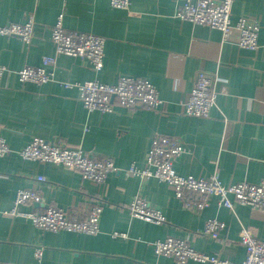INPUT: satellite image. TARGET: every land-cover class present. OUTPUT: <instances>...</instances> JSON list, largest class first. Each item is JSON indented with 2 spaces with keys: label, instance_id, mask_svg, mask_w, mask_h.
I'll use <instances>...</instances> for the list:
<instances>
[{
  "label": "crops",
  "instance_id": "1",
  "mask_svg": "<svg viewBox=\"0 0 264 264\" xmlns=\"http://www.w3.org/2000/svg\"><path fill=\"white\" fill-rule=\"evenodd\" d=\"M177 9L176 0H132L128 11L113 8L111 0H0V25L35 18L32 45L0 36V66L17 71L41 66L43 57L57 58L49 69L52 81L21 83L11 75L0 88V136L13 150L0 158V264H178L153 251L154 242L170 237L187 240L196 252L241 264L246 258L242 230L264 240V210L232 197L234 207L228 209L213 197L209 207L194 212L167 183L129 172L145 169L152 140L167 135L180 138L184 147L174 162L180 176L217 175L223 185L264 180V0H234L231 15L233 24L248 18L260 25L257 50L239 47L237 28L226 37L181 21ZM61 16L65 28L105 39L101 71L86 59L56 53L51 30ZM200 71L218 76V97L207 118L185 112ZM123 75L151 82L163 104L134 110L117 104L110 113L90 112L79 90L66 86L87 81L116 85ZM34 137L63 142L94 159L110 158L117 171L97 185L64 166L25 160L18 151ZM32 189L41 202L23 204L19 212L57 207L81 220L100 204V232H50L10 215L19 190ZM137 196L159 210L165 222L133 218L128 205ZM210 219L225 223L218 239L203 234ZM39 247L44 249L41 260L35 258Z\"/></svg>",
  "mask_w": 264,
  "mask_h": 264
},
{
  "label": "built area",
  "instance_id": "2",
  "mask_svg": "<svg viewBox=\"0 0 264 264\" xmlns=\"http://www.w3.org/2000/svg\"><path fill=\"white\" fill-rule=\"evenodd\" d=\"M178 3L177 18L193 25L206 26L229 36L233 28L239 31L237 43L240 48L257 50L259 48L260 25L251 19L240 18L236 24L231 20L234 0H176ZM132 0H111L115 9L129 10ZM0 36L19 37L27 45L33 44L35 36V18L30 15L24 23L0 25ZM51 40L58 55L78 57L88 60L93 69L101 71L104 67L105 39L101 36L69 30L63 25L62 16L51 30ZM57 65L56 57H43L39 67H25L21 70H11L0 66V88L4 87V79L16 75L19 82L45 84L53 80L54 73L50 67ZM217 74L200 71L197 73L194 86L185 112L188 116L207 118L216 104L218 92L216 84ZM76 87L80 92V100L90 112L110 113L118 104L124 108L158 109L163 101L155 86L145 78L121 76L116 85L103 84L98 81H87L78 84H66ZM6 140L0 136V158L12 153ZM184 152L180 138L158 135L152 140L147 157V166L142 171L133 167L131 174L142 178H155L167 183L174 191L176 198L185 208L194 212H201L210 205L213 197L218 199L221 207L233 209L231 197L238 203L252 208L264 210V180L260 183H238L223 185L217 175L209 178L180 176L174 169V162ZM25 160L52 163L78 171L85 180L97 185L104 184L111 173L117 171L110 158L94 159L84 153L82 149L71 148L63 142L49 143L43 138L34 137L23 149L18 151ZM44 182L45 178L40 177ZM41 202V197L34 190H19L15 202V209L10 215L28 218L32 223L50 232H76L86 235H97L100 232L102 208L100 204L90 207L85 219H76L64 209L49 207L41 213H21L18 207L23 204ZM128 211L133 218L141 219L156 225L165 222L163 214L152 208L147 201L137 196L128 205ZM225 223L217 219H210L205 223L203 234L213 239L220 237ZM114 236L126 237V234L115 233ZM241 244L246 248V258L241 264H264V240H258L253 233L244 229L241 232ZM44 249L36 248L35 258L41 260ZM153 251L158 256L172 258L178 264H186L188 260H195L211 264H236L218 256H210L196 252L185 239L167 238L153 243Z\"/></svg>",
  "mask_w": 264,
  "mask_h": 264
}]
</instances>
